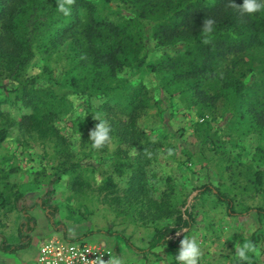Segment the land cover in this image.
Here are the masks:
<instances>
[{
	"label": "trees",
	"instance_id": "trees-1",
	"mask_svg": "<svg viewBox=\"0 0 264 264\" xmlns=\"http://www.w3.org/2000/svg\"><path fill=\"white\" fill-rule=\"evenodd\" d=\"M242 2L73 0L66 16L58 10V0H0V69L9 81L0 85L6 88L0 103H19L26 109L16 118L0 107V146L16 127L20 145H52L64 165L59 176L70 175L74 193H96L103 204L145 223L158 225L172 219L175 208L166 200L165 189L158 187L153 170L160 150L142 125L143 116L154 106L151 88L144 80L119 77L126 70L158 74L170 96L184 95L208 113L223 100L226 119L232 117L238 136L261 135L264 10L244 13L238 7ZM208 20L213 21L211 32L205 31ZM36 53L45 65L41 75H29ZM256 70L261 76L254 81ZM73 96L82 99L93 118L108 122L111 139L125 145L113 153L112 172L101 179L96 166L89 164L95 185L80 171L82 164L73 160L69 137L56 125L73 114ZM201 138L205 143L207 138L202 134ZM89 143L93 151H108L109 142L101 149ZM114 173L127 176L124 188ZM254 176L255 189L264 190V167ZM199 190L212 192L235 214L233 200L218 187L208 182ZM252 211L264 216L262 207L245 212ZM34 224L35 218L27 215L22 227L32 229ZM191 225L188 209L179 212L173 225L156 227L148 248L173 246L172 234Z\"/></svg>",
	"mask_w": 264,
	"mask_h": 264
},
{
	"label": "rangeland",
	"instance_id": "rangeland-1",
	"mask_svg": "<svg viewBox=\"0 0 264 264\" xmlns=\"http://www.w3.org/2000/svg\"><path fill=\"white\" fill-rule=\"evenodd\" d=\"M44 65L43 56L36 53L27 73L41 75ZM121 74L119 80H144L151 88L154 106L143 116L142 125L159 147L158 163L153 167L155 181L165 189L175 216L158 225L145 223L103 204L96 193H74L69 188L70 175L59 176L64 165L52 145H20L14 127L0 146V264L33 262L40 243L54 236L104 244L114 249L123 264H176L181 239L193 235L201 245L199 264H237L233 260L234 244L243 242L242 238L258 248L253 264H264V216L245 212L249 207L264 208V190L255 189L254 182L255 171L264 167V133L238 136L232 117L226 119L223 100L208 113L184 95L170 96L158 74L145 69ZM260 76L256 70L252 78L257 81ZM8 82L0 69V85ZM5 90L0 89V99ZM76 98L73 114L57 120L56 125L69 137L73 160L82 164L80 171L95 185L89 164L96 166L97 179H101L105 172H112L113 153L125 145L113 138L107 152L93 151L89 133L98 121L87 113L82 99ZM0 107L16 118L26 112L19 103H0ZM201 134L207 138L205 143ZM113 176L124 188L127 176ZM208 182L233 200L235 214H230L227 204L212 192L200 193L199 188ZM185 209L192 215L191 227L172 234L173 246L149 249L156 227L173 225L176 215ZM27 215L35 218L32 229L22 227Z\"/></svg>",
	"mask_w": 264,
	"mask_h": 264
},
{
	"label": "clouds",
	"instance_id": "clouds-1",
	"mask_svg": "<svg viewBox=\"0 0 264 264\" xmlns=\"http://www.w3.org/2000/svg\"><path fill=\"white\" fill-rule=\"evenodd\" d=\"M73 0H58V10L64 15H69L71 8L70 5ZM240 10L244 13L252 14L260 10H264V0H243L238 5ZM212 20H208L205 24V31H212ZM73 103L77 102L76 97H70ZM95 120L98 122L95 127L89 133V141H91L92 147L95 149L103 148L111 139L110 137V125L104 119L97 117ZM243 242H236L234 244L233 260L239 262H247V264H253V256L258 255L257 246L249 239L242 238ZM201 245L196 236L187 237L184 236L180 242V248L178 254L175 255L176 264H199L201 259ZM109 264H123L121 259L113 256Z\"/></svg>",
	"mask_w": 264,
	"mask_h": 264
},
{
	"label": "built area",
	"instance_id": "built-area-1",
	"mask_svg": "<svg viewBox=\"0 0 264 264\" xmlns=\"http://www.w3.org/2000/svg\"><path fill=\"white\" fill-rule=\"evenodd\" d=\"M118 254L114 249L84 240L51 237L43 240L38 254L29 264H109Z\"/></svg>",
	"mask_w": 264,
	"mask_h": 264
}]
</instances>
